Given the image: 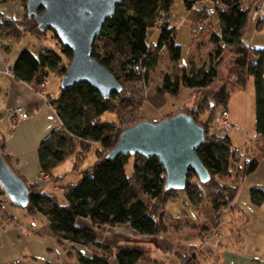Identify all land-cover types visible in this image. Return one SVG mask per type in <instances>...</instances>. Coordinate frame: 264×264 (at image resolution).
Here are the masks:
<instances>
[{"label":"trees","instance_id":"obj_1","mask_svg":"<svg viewBox=\"0 0 264 264\" xmlns=\"http://www.w3.org/2000/svg\"><path fill=\"white\" fill-rule=\"evenodd\" d=\"M10 1L13 0H0V4ZM22 1L26 10L27 0ZM177 1L121 0L113 17L106 20L93 43L91 55L120 83L122 89L119 92L103 98L89 85L78 84L69 90L60 89L57 98L48 101L61 123V129L51 132L38 147L40 175L53 181L60 179L55 180L51 171L66 159L74 144L97 143L102 149L97 153L96 162L81 173L82 177L65 186L62 201L54 194L45 193L37 183L26 184L21 178L29 190L28 205L24 211L30 217L39 213L45 216L52 235L59 243L69 245L66 256L76 264H109L110 258H114L116 264H138L148 254V250L140 245L118 244L110 248L100 243L93 228L77 224L79 219L90 220L93 227L129 225L139 235L157 236L166 231L164 207L176 199L177 193L184 192L196 210L200 205L208 207L204 220L212 218L216 226L220 211L232 202L238 188L237 182L226 183L222 179L240 180L256 170L258 161L264 155V150H259L258 157H252L248 162L243 160V167L237 169L242 155L232 149L228 137L208 135V124L198 123L196 110H193L187 115L196 124H201L205 131V140L197 155L210 175L207 183H201L190 171L182 191L167 190L165 172L158 159H147L139 154L106 159L120 133L135 125L132 123L134 113L140 107L139 103L122 98L124 88L142 80L147 82L149 75L158 67L161 52L165 51L170 63L175 66V74L171 78L165 76L157 89L159 97L178 96L181 88L203 89L216 78L215 66H210L207 71L205 68L186 71L176 66L180 48L175 43V30L170 27L168 17ZM194 1L188 19L193 26L201 23L203 28L205 21L215 16L219 27V34L212 35V41L217 46L215 56L218 58L220 55V43L228 47L234 57V66L244 72L237 78L239 89L242 90L248 79H252L255 132L264 141V48L254 49L243 42L249 10L243 7V0H209L210 6L199 9L196 5L200 0ZM32 19L28 18L27 10L22 20H12L0 14V49L3 52H11L12 45L7 41L14 42L24 36L28 31L27 23ZM257 22L259 27H264V21L259 19ZM154 28L159 32L158 37L155 42H148V33ZM71 58V52L62 46L60 53L44 49L37 55L24 48L11 68V75L18 82L43 86L50 73L62 79ZM65 59L68 65L64 63ZM231 94L220 88L213 96L216 108H227ZM115 100L120 101L119 108L114 105ZM105 113L117 114L120 121L101 120ZM2 157L8 163L3 154ZM130 160L132 173L127 175L125 169ZM0 192L6 196L1 187ZM249 196L254 206L264 204L263 190L252 188ZM5 198L9 205L14 206ZM192 250L189 246L191 252L187 251L188 254L184 249L178 251L179 264H200L201 251L198 255ZM205 256H211V250Z\"/></svg>","mask_w":264,"mask_h":264},{"label":"rangeland","instance_id":"obj_2","mask_svg":"<svg viewBox=\"0 0 264 264\" xmlns=\"http://www.w3.org/2000/svg\"><path fill=\"white\" fill-rule=\"evenodd\" d=\"M17 1H20L23 7V1ZM194 2V0H178L172 7L168 17L170 27L175 30V43L180 48V57L176 66L183 67L186 71L200 68H205L207 71L210 66H215L217 70L216 78L206 88L192 90L181 88L178 96L173 97L164 95L159 97L157 89L161 86L165 76L171 78L175 74V66L170 63L164 51V53L161 52L159 54L158 67L154 73L149 75L147 82L142 80L127 85L123 90L124 93H122V98L130 99L133 103L140 104V107L136 110L133 117L132 123L135 125L141 121H161L179 113L188 114L196 110V121L201 124L206 122L209 126L207 133L213 136L222 135V126L216 118V113L219 110H226L228 112V124L232 128L229 134L236 133V138H238L236 140L237 146L232 144V149L237 150L242 155V162L236 166L237 169H240L243 167V160L245 161L243 156L247 155V157L251 159L252 157L259 156V148H257V145L255 146V137L252 138V136H256V133L254 129H251L249 141L247 144H243L242 134L244 128L238 124L232 125L231 120L238 115L241 116L240 111L244 112V101L239 102L238 97L234 96L231 103L228 104V109L222 107L216 108L217 106L214 105L213 96L220 88H225L228 92L232 93L233 91L239 90L246 91L244 96L247 97L248 111L250 114L252 107L254 112L252 79L249 78L246 86L242 90L239 89L237 78L240 73L242 74L244 72L234 66V57L229 53L228 47L220 43V55L218 58L215 56L217 46L214 45L212 41V35L219 34V27L215 16L212 15V19L208 18L205 21L203 24L204 30L201 23L193 26L192 22L188 19L189 10L194 6ZM210 5L211 2L209 0H200L196 8L199 9ZM242 5L249 10L248 23L243 36L244 44L254 49L264 48V27H259L260 21L257 22L259 19L264 21V0H243ZM23 10L24 16L22 19H24L26 14L24 7ZM27 26L28 31L25 32L24 36L14 40V42L11 40L7 41L13 46V49H20L26 46L35 55H37L40 50L42 51L44 49H50L60 53L61 45L57 43L58 41L54 38L51 31L39 32L33 19L28 21ZM198 27H201V30H199ZM158 34L159 32L156 28L151 29L148 33V42H155ZM64 63L68 65L66 59ZM59 77L58 75L56 76L50 73L46 80L47 90L54 95L58 93L61 87V77ZM119 102L120 101L116 100L113 102L116 108H119ZM238 108H240V111ZM117 111H119V109H117ZM118 119L119 116L114 113H105L101 117L103 121L118 122L120 121ZM250 120L249 117V121ZM260 140L263 145L264 141L262 139ZM101 150V146L97 143L79 142L74 144L66 159L62 163L56 165L51 171V175L55 180L56 178H60L56 180L57 182L53 181L51 178L40 175V178H43L42 180L48 183L44 192L47 194H54L58 200L62 201L65 186L77 182L82 177L81 173L89 169V167L96 162L97 153L101 152ZM260 161L261 159L258 161V165ZM125 171L127 175H131L132 160L127 164ZM234 175L235 173L233 172V176ZM247 176H251L250 178H254L256 182L258 181V185H264V165L259 167L257 171L255 170L245 175L240 180L222 179L226 183L237 182L238 188L232 202L220 211L216 226L213 225L212 218H208L209 221L204 220L206 217L204 215L209 210L208 207L204 208V206L202 207V205H200L198 210H196L189 202L184 192L177 193L176 199L166 204L164 207L166 231L155 237L165 236L173 240L175 247L174 251H176L175 260H178V264L180 262L177 255L179 254L178 251H183L184 249L185 253H187V251L189 253L191 252L189 251V246H192V251H195L198 255L201 251L202 254L199 257L200 264H211L210 261L213 259L212 256H205V253L208 250H213L214 254L217 255L215 250L222 249L223 246L226 248H230L231 246V249L234 248V250L239 249V251L254 257L255 260L258 261L264 256V205L261 208V206L256 207L251 203V206L254 207L248 211L250 217L248 223L245 222L246 220L243 217H239L234 209V201L238 195L240 183ZM255 188L263 190L258 187ZM247 196L248 199L246 200L248 202L250 200L249 191ZM5 197L6 196L2 194L1 198H3L2 202L4 203L5 210L4 212L0 210V232L4 233L3 244L5 252H7L10 257L11 255L15 257L19 253L22 264H61L63 259H65L68 264H76L73 259L68 261L65 258L64 249L55 239L53 241V239L46 234L45 229H47V222L43 214L39 213L34 217H30L26 214L24 209L9 205ZM231 204L232 206L230 207ZM225 212L226 214H224ZM242 216L244 215L242 214ZM244 217H248V214H245ZM77 224L79 226L91 225L88 219H79V223ZM176 226L177 229L175 228ZM205 226H209V228L205 229ZM12 229H16L17 231ZM122 230H124L125 233L124 235L121 233L120 237L127 236L125 240L130 243L132 240L128 238L127 234L131 231H129V229ZM11 231H15V233L13 234ZM36 231H38L40 235ZM17 236L19 239L15 240ZM142 237L146 236L139 234L135 236V238L139 239ZM223 238H225L224 242H222ZM187 241L188 245H185L184 243H187ZM135 243H137V241H135ZM142 243L152 248L155 241H144ZM185 248H188V250ZM205 257L210 259L206 260ZM0 264L3 263L0 262Z\"/></svg>","mask_w":264,"mask_h":264},{"label":"water","instance_id":"obj_3","mask_svg":"<svg viewBox=\"0 0 264 264\" xmlns=\"http://www.w3.org/2000/svg\"><path fill=\"white\" fill-rule=\"evenodd\" d=\"M121 0H27L28 18L41 32L51 31L72 58L61 79V90L87 84L109 98L122 87L114 76L91 55L96 37L107 19L113 17ZM205 131L186 113L157 123L141 121L123 130L106 159L139 154L156 158L165 172V188L182 191L191 171L201 183L210 180L197 150L204 143ZM0 187L9 202L19 208L28 205L29 190L2 157L0 151Z\"/></svg>","mask_w":264,"mask_h":264},{"label":"crops","instance_id":"obj_4","mask_svg":"<svg viewBox=\"0 0 264 264\" xmlns=\"http://www.w3.org/2000/svg\"><path fill=\"white\" fill-rule=\"evenodd\" d=\"M0 14L12 20H21L24 16V10L20 1L14 0L4 4H0ZM24 48L29 49L26 46H23L20 49H13L12 46L10 53H5L0 49V148L3 146V148H1V152L7 158L11 169L20 178H22L26 184L37 183L44 191V189L47 188L48 183L42 180L43 178H40L37 150L40 143L51 132L61 129V123L53 107L48 102L49 99H56L60 93V90L58 91V93H55L56 95H54L47 90V81L43 86L34 87L33 85L18 82L13 78V76L11 75V68L15 63L20 51ZM40 51L37 54H39ZM245 92L246 91L240 90L233 91L228 101V104L231 103V100L234 96L238 97L239 102L244 101V112L240 111V108H238L241 116L238 115L232 120L230 119L232 125L238 124L239 126H243V144H247V142L249 141V138L251 137V129H254L255 131V98L253 96L254 112L252 107L249 114L247 97L244 96ZM16 106L22 107L23 110H25L29 114V117L24 120L20 118H11L8 113L12 108ZM249 117L251 119L250 121ZM236 135V133L228 134L231 145L233 144L234 146H237L236 140L238 138H236ZM253 137H255V146L257 145V148H259V150H264V144L262 145V143L260 142L261 138L258 135L252 136V138ZM245 157H247V155L243 156V158ZM250 159L251 158H249V161ZM263 165L264 155L261 157V161L259 162L257 169H259V167ZM250 177L251 176H247L240 183L238 195L236 196L234 201L235 211L237 212L239 217H243L246 220V223H248L250 220L248 211H250L254 207L251 206L252 204L250 200L248 202L246 200L248 199V191L255 187L261 188L264 191V185H258V181L256 182L254 178ZM263 205H261V208ZM242 214L244 216L245 214H248V217L245 218L244 216H242ZM90 224L92 225L91 221ZM91 225L83 227L93 228L98 237V241L110 248H113L115 245L122 243L144 246L148 250V254L144 258H142L138 264H178V260H175L176 251H174V242L173 240L165 236H146L139 239L135 238L137 233L128 225H120L116 227H91ZM175 228L177 229V226ZM122 229H129V231H131L127 234L128 238L132 240L130 243L125 240L127 236L120 237L121 233H123V235L125 233ZM12 230L17 231L16 229ZM15 231H11V233L14 234ZM45 231L46 234L53 239V241L55 239L57 243L64 249L65 258L70 261L71 259L67 258L66 256V253L69 251V245L66 243L61 244L58 242V240L52 235L48 223L47 229H45ZM36 232L40 235L38 231ZM18 239L19 237L17 236L15 240ZM224 239L225 238L222 239V242H224ZM3 240L4 233H1L0 262H2L3 264H22V262L20 261L21 256L19 253L15 257H12V255L10 257L8 253L5 252ZM135 241H137V243H135ZM144 241H155V244L151 248L143 244L142 242ZM184 244L188 245V241ZM215 251L217 252V255L214 254L213 250H211V256L213 258L212 261H210L211 264H264V256L258 261L255 260L254 257H251L250 255L248 256L244 252L239 251V249H231V246L230 248H226L223 246L222 249H216ZM61 264L68 263L65 259H63ZM109 264H116L114 258L109 259Z\"/></svg>","mask_w":264,"mask_h":264},{"label":"built area","instance_id":"obj_5","mask_svg":"<svg viewBox=\"0 0 264 264\" xmlns=\"http://www.w3.org/2000/svg\"><path fill=\"white\" fill-rule=\"evenodd\" d=\"M199 30H201V27H198ZM8 115L11 117V118H20L22 120L24 119H27L29 117V114L23 110L22 107L20 106H16L14 108H12L10 110V112L8 113ZM216 118L218 120V122L221 124L222 126V130H221V134L228 137V134L230 132V130L232 129L231 126L228 124V112L226 110H219L217 113H216ZM245 161L248 162L249 161V158L245 157ZM41 176H43L41 174ZM2 193L0 192V210L1 212H4L5 210V207H4V203L2 202ZM232 206V204L230 205V207ZM226 214V212L224 213Z\"/></svg>","mask_w":264,"mask_h":264}]
</instances>
